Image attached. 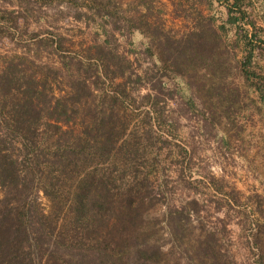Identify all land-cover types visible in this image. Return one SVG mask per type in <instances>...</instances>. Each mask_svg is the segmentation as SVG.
<instances>
[{
	"label": "rangeland",
	"instance_id": "obj_1",
	"mask_svg": "<svg viewBox=\"0 0 264 264\" xmlns=\"http://www.w3.org/2000/svg\"><path fill=\"white\" fill-rule=\"evenodd\" d=\"M81 3L0 0V73L21 63L55 95L84 80L87 125L112 110L127 129L116 167L89 148L72 165L103 230L65 235L60 263L264 264V0H119L109 20ZM43 171L31 200L60 219L71 182L55 172L50 199Z\"/></svg>",
	"mask_w": 264,
	"mask_h": 264
},
{
	"label": "trees",
	"instance_id": "obj_2",
	"mask_svg": "<svg viewBox=\"0 0 264 264\" xmlns=\"http://www.w3.org/2000/svg\"><path fill=\"white\" fill-rule=\"evenodd\" d=\"M118 1L82 0L81 5L93 10L95 18L109 20L116 14ZM69 2L76 4L77 0ZM95 18L98 32L104 34V25ZM235 20L230 17L229 22ZM95 49L97 70L105 72L110 66L102 55L104 49L102 46ZM20 64L11 61L0 73V117L4 121V136L0 137V264H63L59 261L63 258L60 246L72 245L65 235L71 232L72 237L80 240V234L87 228L84 222L92 224L94 231L103 230L99 213L90 215L87 211L88 202L98 203L93 196L89 197L91 178L87 174L70 176L71 167L80 159L84 162L87 148L116 167L117 145L127 129H116L112 110L108 116L102 112L95 117L91 127L87 125V113L81 111L85 108L83 100L89 97L83 95H92L93 91H88L84 80L74 83L69 92L55 95L45 77L39 81L34 75H27L19 68ZM256 91L264 105L263 88L256 85ZM79 115L80 119L84 118L77 123ZM43 170L47 172L49 187L43 184L42 191L50 199L55 172L59 179L71 182L65 201L66 215L60 219L57 215L38 213L31 200L33 184L42 180ZM108 180L99 181L106 194L110 191L107 184L114 179L108 177ZM83 260L82 257L64 259L68 264H84Z\"/></svg>",
	"mask_w": 264,
	"mask_h": 264
}]
</instances>
